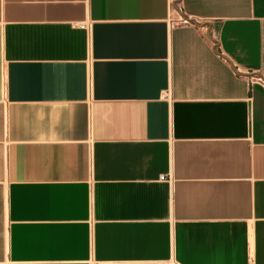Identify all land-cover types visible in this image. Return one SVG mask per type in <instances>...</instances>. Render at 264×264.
I'll return each mask as SVG.
<instances>
[{"label":"crops","instance_id":"obj_1","mask_svg":"<svg viewBox=\"0 0 264 264\" xmlns=\"http://www.w3.org/2000/svg\"><path fill=\"white\" fill-rule=\"evenodd\" d=\"M181 3L0 0V264H264V0Z\"/></svg>","mask_w":264,"mask_h":264},{"label":"built area","instance_id":"obj_2","mask_svg":"<svg viewBox=\"0 0 264 264\" xmlns=\"http://www.w3.org/2000/svg\"><path fill=\"white\" fill-rule=\"evenodd\" d=\"M169 10L179 14L178 19H171L173 24H182V25H189V24H196L195 21L191 17L186 14H183V7L181 0H169ZM250 83H258L264 88V76L261 74H252L249 76ZM160 179H164V175L160 176Z\"/></svg>","mask_w":264,"mask_h":264}]
</instances>
